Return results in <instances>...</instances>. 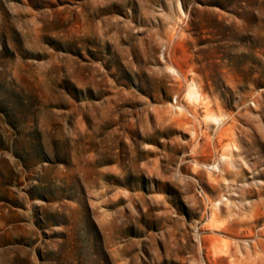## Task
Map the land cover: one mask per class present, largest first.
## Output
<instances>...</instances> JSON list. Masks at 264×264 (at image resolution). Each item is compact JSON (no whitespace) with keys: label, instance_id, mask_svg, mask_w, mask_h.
<instances>
[{"label":"rangeland","instance_id":"374dc122","mask_svg":"<svg viewBox=\"0 0 264 264\" xmlns=\"http://www.w3.org/2000/svg\"><path fill=\"white\" fill-rule=\"evenodd\" d=\"M0 264H264V0H0Z\"/></svg>","mask_w":264,"mask_h":264},{"label":"bare ground","instance_id":"6f19581e","mask_svg":"<svg viewBox=\"0 0 264 264\" xmlns=\"http://www.w3.org/2000/svg\"><path fill=\"white\" fill-rule=\"evenodd\" d=\"M191 93V92H190ZM192 95V94H191Z\"/></svg>","mask_w":264,"mask_h":264}]
</instances>
